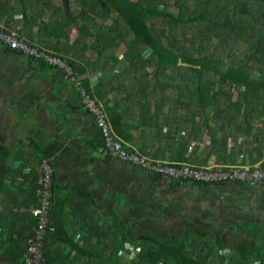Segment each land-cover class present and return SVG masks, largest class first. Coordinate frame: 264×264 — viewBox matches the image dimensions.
Masks as SVG:
<instances>
[{
    "label": "crops",
    "instance_id": "obj_1",
    "mask_svg": "<svg viewBox=\"0 0 264 264\" xmlns=\"http://www.w3.org/2000/svg\"><path fill=\"white\" fill-rule=\"evenodd\" d=\"M88 7L85 10L81 0H0V26L70 61L90 88L95 89L98 83V97L107 100L112 129L128 150L167 162L196 165L232 164L242 159L254 162L264 157V140L256 143L251 138L229 136L224 148L219 142L210 145L207 133L191 140L183 151L178 139L183 129L193 125L192 120L181 122L180 127L176 118L178 126L168 128L173 130L170 133L166 125L153 124L159 105L153 96L147 103L119 101L122 90L118 91L117 81L109 80L120 70L125 46H117L114 30L106 27L113 23V14L102 20ZM7 48L0 42V158L7 163V172L0 181V230L4 227L2 231L12 233L10 237L4 232L0 250L14 240L28 242L34 229L33 189L40 181L43 155L53 157V197L65 203L61 220L66 231H115L119 218L127 231L179 233L174 228L186 215L181 208L188 211L193 193L202 186L198 182L174 181L108 156L100 149L102 138L92 115L82 106L75 83L65 77L62 69ZM194 102L197 104L195 98ZM111 113L119 126L118 133ZM199 118L196 115L194 120ZM233 183L237 182L218 186ZM259 185L264 189V182ZM83 192L88 194H79ZM240 215L232 232L227 233L236 234L234 240L220 237L226 244L253 237L255 248L245 252L255 259L250 263L241 259L228 263L233 250L222 246L218 250L221 259L214 264H264V248L253 234L255 227L262 234L264 211ZM240 221L244 224L242 231L237 227ZM180 228L196 231L185 223ZM74 237L76 240L81 236L77 232ZM5 252L0 253V264H14ZM84 263L85 259L80 258L77 264Z\"/></svg>",
    "mask_w": 264,
    "mask_h": 264
},
{
    "label": "trees",
    "instance_id": "obj_2",
    "mask_svg": "<svg viewBox=\"0 0 264 264\" xmlns=\"http://www.w3.org/2000/svg\"><path fill=\"white\" fill-rule=\"evenodd\" d=\"M81 3L102 20L113 14V23L106 27L114 30L116 45L125 46L120 70L109 80L117 81L118 91L122 90L119 101L147 103L153 96L159 103L153 124L166 125L170 133L173 130L168 128L178 126L176 118L179 126L181 122L193 121L178 139L183 151L191 140L201 139L204 133L211 136L212 146L219 142L226 148L229 136L262 143L264 0H81ZM172 6L177 12L171 10ZM68 63L81 75L78 68ZM97 86L98 83L91 90L105 111L110 112L107 100L98 97ZM162 101L164 104L160 105ZM113 114L111 122L118 133ZM196 115H200L197 121ZM210 121L216 123L210 125ZM6 172L7 163L0 158V181ZM38 187L39 184L33 189L34 207L38 206ZM51 191L43 247L46 264H77L80 258L85 259L84 264H214L221 259L218 250L226 244L222 238L190 228L172 234L127 231L117 218L115 231L89 228L66 231L61 220L65 203H58L53 197V175ZM33 223L35 226V216ZM2 230L0 242L4 232L10 237L12 233ZM77 232L81 237L75 240ZM29 240H21V244L14 240L0 253L6 251L14 264H25ZM125 242L140 246L138 258L122 259ZM253 242L252 237L239 245L233 243L228 263H238L240 259L252 262L255 258L245 251L255 248Z\"/></svg>",
    "mask_w": 264,
    "mask_h": 264
},
{
    "label": "built area",
    "instance_id": "obj_3",
    "mask_svg": "<svg viewBox=\"0 0 264 264\" xmlns=\"http://www.w3.org/2000/svg\"><path fill=\"white\" fill-rule=\"evenodd\" d=\"M0 42L14 51L28 57L38 58L48 64L62 69L66 78L76 85L82 106L90 113L100 132L102 145L100 149L112 158L138 164L146 169L159 173L174 181H192L203 184H223L229 182H244L259 184L264 182V157L251 162L242 159L232 164L213 163L211 165H196L188 162L171 163L159 158H150L133 150L125 148L123 141L113 131L107 112L97 100L93 90L80 78L74 68L60 55L48 52L43 47L29 43L16 32L0 26ZM193 148V145L189 146ZM53 157L43 156L40 160V181L38 187V206L32 212L36 219L33 235L29 240L25 264H46L43 256L44 239L48 225V214L51 206L52 166ZM139 251V247L131 242H125L123 256L131 259Z\"/></svg>",
    "mask_w": 264,
    "mask_h": 264
},
{
    "label": "rangeland",
    "instance_id": "obj_4",
    "mask_svg": "<svg viewBox=\"0 0 264 264\" xmlns=\"http://www.w3.org/2000/svg\"><path fill=\"white\" fill-rule=\"evenodd\" d=\"M171 10L177 12V8L174 6L171 7ZM183 188V191H186L187 188ZM191 201L193 204L189 207L188 211L184 210V206L181 208L183 213L186 212V215L183 220L179 219V226H175L174 228L175 232H182L180 225L185 223V225L194 228L196 231L203 232L206 235L213 237L222 236L225 241L231 238V240H234L237 235L232 236L227 235V233L232 232L230 229L237 222V218L239 219L242 216L240 214L252 215L259 211H264V189L259 184L244 182H237L225 186L207 184L193 193V199ZM180 215L183 216V214ZM237 225L238 230L242 231L241 229L244 228L243 222L240 221ZM245 229L250 231L249 228ZM253 230L256 241L264 248V227L261 230L262 234L260 231H257L258 227L253 228ZM259 237L260 240H258ZM239 239L237 238L236 245H239L241 241ZM233 245L225 244L224 246H230L233 250ZM137 247H139V251L135 256H132L131 261L138 258L141 253L140 246L137 245ZM128 256L124 255L122 259L126 260Z\"/></svg>",
    "mask_w": 264,
    "mask_h": 264
}]
</instances>
